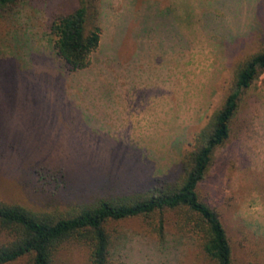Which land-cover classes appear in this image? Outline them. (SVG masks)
I'll list each match as a JSON object with an SVG mask.
<instances>
[{"label":"rangeland","instance_id":"rangeland-1","mask_svg":"<svg viewBox=\"0 0 264 264\" xmlns=\"http://www.w3.org/2000/svg\"><path fill=\"white\" fill-rule=\"evenodd\" d=\"M78 7L26 0L0 14L2 202L66 210L178 180L237 68L264 46V0H100V47L73 70L50 30ZM199 192L233 264H264V75L242 95ZM120 228L114 264H215L172 226L163 243L140 220ZM56 264H91L90 252L68 243Z\"/></svg>","mask_w":264,"mask_h":264},{"label":"trees","instance_id":"trees-1","mask_svg":"<svg viewBox=\"0 0 264 264\" xmlns=\"http://www.w3.org/2000/svg\"><path fill=\"white\" fill-rule=\"evenodd\" d=\"M26 0H0V14ZM100 0H79V7L56 20L50 30L58 56L73 70H85L101 44ZM264 75V46L237 68L222 107L197 134L174 182L147 191L104 198L66 210L35 211L0 201V264H56L68 243L88 248L91 264H114L112 252L120 225L140 220L145 233L163 243L168 228L190 237L215 264H233V249L218 212L205 202L199 188L216 150L231 135L242 95Z\"/></svg>","mask_w":264,"mask_h":264}]
</instances>
